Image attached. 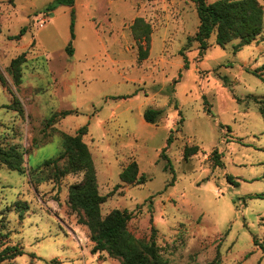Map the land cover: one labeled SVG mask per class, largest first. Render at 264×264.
I'll return each mask as SVG.
<instances>
[{"label":"rangeland","instance_id":"374dc122","mask_svg":"<svg viewBox=\"0 0 264 264\" xmlns=\"http://www.w3.org/2000/svg\"><path fill=\"white\" fill-rule=\"evenodd\" d=\"M53 1L0 0V144L18 146L25 157L24 171L0 162V250L22 248L13 264H122L92 252L91 231L68 202L85 172L57 178L56 166H41L64 151L65 135L87 125L82 138L99 191L109 194L103 217L132 211L133 240H154L171 264H264V199L251 197L264 193L256 101L264 96V29L238 51L239 39L221 46L215 35L203 50L192 0H74L45 13ZM138 16L153 26L150 56L141 62L130 28ZM24 27L21 39L10 38ZM24 51L16 86L8 66ZM14 96L23 113L8 107ZM150 108L162 111L154 123L144 118ZM70 109L76 112L46 125ZM187 144L201 147L190 160ZM131 160L147 181L115 189Z\"/></svg>","mask_w":264,"mask_h":264},{"label":"trees","instance_id":"16d2710c","mask_svg":"<svg viewBox=\"0 0 264 264\" xmlns=\"http://www.w3.org/2000/svg\"><path fill=\"white\" fill-rule=\"evenodd\" d=\"M196 4L199 17L198 31L195 40L200 42V47L206 50L209 46V40L215 35V43L225 46L228 43L239 39L235 45V51L241 49L244 45L251 44L257 40L264 29V6L259 0H192ZM63 4L73 5L74 0H54L48 4L44 12L52 14L57 7ZM131 33L138 48V61H144L150 56L153 26L145 17L138 16L131 24ZM27 27L21 29L18 35L10 37L11 39H21ZM73 36L74 33L72 32ZM69 53L73 52L72 45L67 47ZM27 51L14 57L8 66L9 73L12 75L14 84L20 86L23 83V66L27 62ZM0 78L2 79L1 75ZM3 81V79H2ZM4 82V81H3ZM260 104L259 110L264 118V96L256 99ZM18 98L14 96V101L9 106L23 113ZM76 112L73 109L54 112L45 120L46 125L53 126L59 119ZM161 110L150 108L144 113V118L148 122H156ZM178 124L184 122L182 112ZM88 131V126L84 125L79 129L77 135H65L63 147L64 151L56 158L45 160L44 166H56L57 178L73 171H84L82 181L74 183L69 188L70 206L77 211L78 222L85 224L91 231L90 238L94 243L93 253L107 252L110 257L118 258L122 264H171L161 253L160 247L154 240H133L129 230L128 222L132 218V211L129 209L116 208L105 217L101 214V206L104 204L109 194L104 195L99 191L95 165L86 143L83 141V135ZM173 135L168 138V144L172 141ZM201 151L198 144H187L183 149L185 160H190L195 154ZM161 156L168 158L167 151L164 149ZM213 157L218 162L217 166L223 165L222 153L216 148L213 151ZM67 161L60 167L61 160ZM0 162L10 170L24 171L25 157L24 152L16 145L3 146L0 144ZM122 183L115 186L119 188L121 184H142L147 181V175L142 173L137 160H131L124 166L120 173ZM228 179L238 184L234 177ZM173 180L168 182V186L173 185ZM251 197L264 199V193H257ZM20 210L24 208L19 207ZM23 218V213L21 214ZM255 244H259V239L254 236ZM264 250V241L260 243ZM23 253L19 245H7L0 250V264H13V260ZM201 264V263H194ZM219 264L216 258L214 263Z\"/></svg>","mask_w":264,"mask_h":264},{"label":"crops","instance_id":"0c3cea01","mask_svg":"<svg viewBox=\"0 0 264 264\" xmlns=\"http://www.w3.org/2000/svg\"><path fill=\"white\" fill-rule=\"evenodd\" d=\"M223 155V154H222Z\"/></svg>","mask_w":264,"mask_h":264}]
</instances>
